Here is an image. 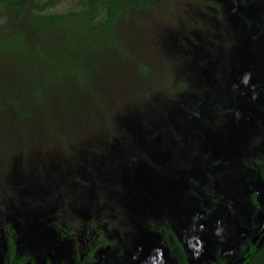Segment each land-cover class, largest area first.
<instances>
[{
  "label": "flooded vegetation",
  "instance_id": "af4514ba",
  "mask_svg": "<svg viewBox=\"0 0 264 264\" xmlns=\"http://www.w3.org/2000/svg\"><path fill=\"white\" fill-rule=\"evenodd\" d=\"M172 1L165 28L175 42L160 46L172 52L159 60L161 81L144 105L126 101L112 111L110 128L123 136L105 127L109 144L58 142L32 152L46 167L81 146L80 163L66 159L81 176L36 173L24 166L33 154L23 144L16 165L0 160V264H148L133 257H145L137 241L150 233L178 264H189L184 245L194 242L239 244L224 253L218 245L213 264L264 246V0ZM172 87L177 93L160 100ZM100 143L96 170L81 171ZM106 163L110 172L97 171ZM172 205L179 214H166ZM204 223L215 240L198 237ZM38 224L54 234L36 243L20 231Z\"/></svg>",
  "mask_w": 264,
  "mask_h": 264
},
{
  "label": "trees",
  "instance_id": "16d2710c",
  "mask_svg": "<svg viewBox=\"0 0 264 264\" xmlns=\"http://www.w3.org/2000/svg\"><path fill=\"white\" fill-rule=\"evenodd\" d=\"M61 1L0 0L3 158L22 144L31 155L52 142H78L87 131L107 132L114 108L142 104L161 81L150 48L156 42H148L170 22L175 1L75 0L58 11ZM240 259L264 264V246ZM179 262L187 264L184 257Z\"/></svg>",
  "mask_w": 264,
  "mask_h": 264
},
{
  "label": "rangeland",
  "instance_id": "374dc122",
  "mask_svg": "<svg viewBox=\"0 0 264 264\" xmlns=\"http://www.w3.org/2000/svg\"><path fill=\"white\" fill-rule=\"evenodd\" d=\"M74 1L75 0H62L61 3L59 4L58 8H57L58 11H66V10H68L74 4ZM167 34H171L172 35V40L171 39H165V35H167ZM174 38H175V33L173 34V33L167 32V30H166L165 27H162V29H158L155 33H152V35H151V41L149 40V42H148L149 44L156 42V44H154V45L151 44V46H150V48L152 50V54H155L154 56L158 57V59H161L162 57H165V56L170 55V53H172V52L168 48H165V50H163L162 47H160V46L162 44L165 45L164 43H167V42H175L173 40ZM163 41H164V43H162ZM173 63H174L173 62V58H171V64H173ZM162 80H164V78ZM156 91H158V90H156ZM170 91L171 92H169V93H165L164 92L160 96V100L165 99L166 97H172L173 94H174V92L177 93V89L175 87L174 88L172 87V89ZM167 99H172V98H167ZM171 107H172V104H169L167 106H163L164 110H167V109H169ZM149 108L150 107H148V110H149ZM151 110H153V109L151 108ZM137 113H140V112H137ZM136 116H137V114H136ZM127 117H130V116H127ZM127 129H128V133H129V130H130L129 127ZM101 131H102V129H101ZM111 132H113V134H116V135H121V137L124 134L123 133L124 130L122 132L121 130L120 131H117V129H111ZM102 135L98 134L97 132H95L93 134V133H89L87 131V132L82 133V136L78 140V142H103L104 144L111 143L104 136L103 131H102ZM126 135H127V132H126ZM123 143L126 145L124 147L129 146L128 142H123ZM104 144L100 143L99 145H101V146L98 145L99 147L92 148L91 149L92 152H94V153L93 154L92 153H89L87 155V158H86L85 162L83 163V165L85 167L82 168L81 171H83V172L86 171V173H90V172H93V171L96 170V166L99 165V161L103 157V155L100 152H98L97 150H101V149L104 150ZM204 144L206 146H211V145L214 146L216 144V142H204ZM55 145L56 144H54V143L51 144L50 145V148H54ZM241 148L244 150L246 147H241ZM16 151H19V153H16ZM38 151L41 153L40 150H38ZM81 151H82V147L76 145V147H72L71 148V151L70 152H65L64 154H61L58 157H53V159L49 161V164L46 167L41 164V161L38 162V160H39L38 158L40 156H35V153H34L32 155V157L29 160H27V162H25L24 166H33V168L35 169V172L38 173V174H40V175H45V174H48L50 172H53L54 175L57 178H59L57 173L64 172L63 175H66L68 173L69 175H74V176L77 175V177H79L81 175L78 174V171H76L75 168L73 169L72 167H69V166L70 165H76V164L80 163V160L78 159V155H80V157H81V153H82ZM228 152H231V149L230 148H228ZM5 154L7 155L9 162L11 164L16 165L15 164V160L17 158H19V156L21 154V148H20V150L19 149H16V150L6 149ZM2 156L3 155L0 156V160L3 158ZM49 156H50V154H49ZM158 156L160 158H163V159L165 158V156L162 153H160V152H158ZM90 157H91V160H90ZM128 157H129V155H128ZM154 157H156V156L154 155ZM68 158L73 159L76 162V164H74L72 162L71 163L70 162L69 163H66V159H68ZM82 158H84V157H82ZM96 159H98V160H96ZM99 170H103L102 171L103 173L110 172V170H112V165H108L107 163H106V166H104V167H102L100 165V167L98 168L97 171H99ZM104 170H106V171H104ZM65 171H67V173ZM27 172H30V171L28 170ZM8 176H9V174H8ZM153 180H155V178H149V179H147V183L153 185V183H154ZM1 184H3V176L0 177V185ZM168 192H169V189H168ZM180 211H181V209H179L178 212H176V210L170 209V212H169V209L167 208L166 209V214L167 215H170V213L171 214L175 213V215H177V214L180 213ZM30 213H32V212H30ZM14 215H15V212H13L11 214V216H14ZM33 215H35V214H33ZM38 225H40V226H37L35 228L36 238H37L36 239V243H41L42 239H44L46 237H49V236H52L54 234V231L53 230H51V229L50 230H47L45 228V226H43L41 224H38ZM20 231L22 232L23 236L29 233L28 230L25 229V228L20 229ZM142 231H143V229H142ZM51 243L52 242H50V245H51ZM54 245H56V244L54 243ZM59 249L60 248L58 247V245H56V251H58Z\"/></svg>",
  "mask_w": 264,
  "mask_h": 264
},
{
  "label": "water",
  "instance_id": "95a60500",
  "mask_svg": "<svg viewBox=\"0 0 264 264\" xmlns=\"http://www.w3.org/2000/svg\"><path fill=\"white\" fill-rule=\"evenodd\" d=\"M203 226H199L201 229V234L198 236L201 240L209 239L215 240L214 235L212 233L211 227H207L208 223H204ZM31 235L36 236V231L29 230ZM198 233V232H197ZM151 236L145 237L141 241H137L139 246L141 247V252L145 253V257H137L134 256L133 259L135 261H142L148 264L159 263V264H178L175 260L169 259V254L165 249L164 244L162 243L161 237L155 233H150ZM195 246L189 245L187 247L184 245L185 250L189 254L188 262L189 264H211V262L215 261V252L218 245H221V253H224L225 247L227 246L229 249H234V246H230L228 242H218L214 241L211 243H202V242H194ZM164 246V247H163ZM239 244H236L234 250L238 249ZM141 259V260H139ZM244 262L243 259L238 260L236 263L230 264H242Z\"/></svg>",
  "mask_w": 264,
  "mask_h": 264
},
{
  "label": "clouds",
  "instance_id": "9594fccd",
  "mask_svg": "<svg viewBox=\"0 0 264 264\" xmlns=\"http://www.w3.org/2000/svg\"><path fill=\"white\" fill-rule=\"evenodd\" d=\"M152 264H158V263H152Z\"/></svg>",
  "mask_w": 264,
  "mask_h": 264
}]
</instances>
